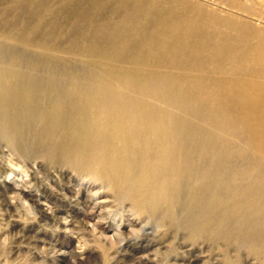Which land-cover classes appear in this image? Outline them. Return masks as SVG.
Wrapping results in <instances>:
<instances>
[{
  "label": "bare ground",
  "instance_id": "obj_1",
  "mask_svg": "<svg viewBox=\"0 0 264 264\" xmlns=\"http://www.w3.org/2000/svg\"><path fill=\"white\" fill-rule=\"evenodd\" d=\"M41 99L75 104L82 144L141 185L202 192L199 230L264 257V0H0V100L31 117Z\"/></svg>",
  "mask_w": 264,
  "mask_h": 264
},
{
  "label": "rangeland",
  "instance_id": "obj_2",
  "mask_svg": "<svg viewBox=\"0 0 264 264\" xmlns=\"http://www.w3.org/2000/svg\"><path fill=\"white\" fill-rule=\"evenodd\" d=\"M25 106L10 109L0 100V264H264L263 256L199 230L202 192L188 195L189 185L173 195L148 189L135 167L116 168V148L89 146L95 133L83 145L74 132L75 104L64 99L55 112L41 99L31 117ZM104 145L117 143L108 138ZM215 149L193 151L190 165L202 170L224 156ZM122 156L138 160L132 152ZM209 220L231 224L228 217Z\"/></svg>",
  "mask_w": 264,
  "mask_h": 264
}]
</instances>
